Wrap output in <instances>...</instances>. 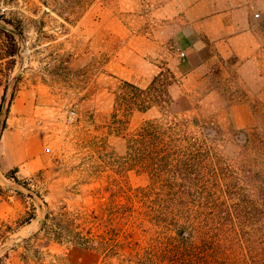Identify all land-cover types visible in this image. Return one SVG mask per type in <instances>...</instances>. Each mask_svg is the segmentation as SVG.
<instances>
[{
  "label": "rangeland",
  "instance_id": "obj_1",
  "mask_svg": "<svg viewBox=\"0 0 264 264\" xmlns=\"http://www.w3.org/2000/svg\"><path fill=\"white\" fill-rule=\"evenodd\" d=\"M161 3L0 0V32L12 33L17 47L11 71L7 64L11 58L0 59V125L18 130L40 163L32 174L19 178L11 171L0 175V264H104L95 251L66 240L57 242L45 233V216L94 211L105 221L113 218L112 227L124 229L128 224L118 222V206L157 203L159 191L154 192L149 173L138 167L130 142L147 121L177 116L196 119L197 131L201 125L216 127L221 139L211 145L224 166L242 165L236 131L251 133L257 144L264 140V86L249 88L233 68L232 58L215 59L202 81L177 90L178 97L169 106L159 102L146 112L127 111L133 90L122 82L135 83L122 77L152 75L153 80L171 72L167 53L127 60L133 52L143 53L145 39L159 36L164 18L152 12ZM253 14L251 30L264 72V7ZM6 39L0 33V57L9 43ZM168 46L171 52L172 45ZM117 96L121 100L116 107ZM234 104L251 108L253 127H236ZM216 195V201L232 209L234 199ZM151 226L146 223L145 228ZM138 237L140 242L149 239L143 233ZM107 261L118 262L116 256Z\"/></svg>",
  "mask_w": 264,
  "mask_h": 264
},
{
  "label": "trees",
  "instance_id": "obj_2",
  "mask_svg": "<svg viewBox=\"0 0 264 264\" xmlns=\"http://www.w3.org/2000/svg\"><path fill=\"white\" fill-rule=\"evenodd\" d=\"M0 33L9 39L0 59L11 58V71L15 38L8 31ZM168 74L159 73L145 89L122 82L133 90L127 111L146 112L159 102L169 106L168 87L176 79ZM120 100L117 96L116 107ZM112 117L116 120L115 113ZM194 127L196 119L175 116L147 121L133 134L138 167L149 173L159 193L157 203L117 207L118 222L128 227H112L113 218L105 221L94 211H60L46 214L44 232L57 242L95 251L104 264H112L107 260L115 256L117 264H264V140L257 144L251 133L236 131L242 165L224 166L211 145L221 139L219 130ZM216 192L235 200L232 209L216 201ZM146 223L152 226L145 228ZM142 233L147 241H139Z\"/></svg>",
  "mask_w": 264,
  "mask_h": 264
},
{
  "label": "crops",
  "instance_id": "obj_3",
  "mask_svg": "<svg viewBox=\"0 0 264 264\" xmlns=\"http://www.w3.org/2000/svg\"><path fill=\"white\" fill-rule=\"evenodd\" d=\"M264 0H162L153 15L164 18L160 34L145 39L140 54L133 52L128 61L145 55L162 56L167 53V67L176 79L168 87L175 100L177 90L200 83L209 72L214 60L233 59V68L249 87L261 83L264 72L257 53L258 43L251 30L252 16ZM253 14V15H252ZM258 14V13H257ZM207 41V42H206ZM169 44L175 52H169ZM177 51L184 52L179 58ZM130 79L138 87H146L152 75L122 77ZM259 88V87H258ZM0 93V105L2 101ZM3 104L0 118H2ZM236 127L251 128L255 125L252 110L245 104L231 106ZM38 156L18 130L2 129L0 125V175L16 170L17 178L32 174L39 168Z\"/></svg>",
  "mask_w": 264,
  "mask_h": 264
},
{
  "label": "built area",
  "instance_id": "obj_4",
  "mask_svg": "<svg viewBox=\"0 0 264 264\" xmlns=\"http://www.w3.org/2000/svg\"><path fill=\"white\" fill-rule=\"evenodd\" d=\"M255 16L258 17L259 15L256 13ZM170 50H171L172 52H175V51H176V50L174 49V47H172V46L170 47ZM176 54L178 55L179 58H183V57H184V52H182V51H177Z\"/></svg>",
  "mask_w": 264,
  "mask_h": 264
}]
</instances>
